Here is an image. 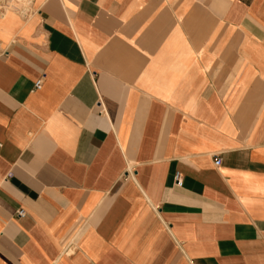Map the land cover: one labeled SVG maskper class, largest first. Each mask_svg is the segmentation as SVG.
<instances>
[{
  "label": "crops",
  "instance_id": "crops-1",
  "mask_svg": "<svg viewBox=\"0 0 264 264\" xmlns=\"http://www.w3.org/2000/svg\"><path fill=\"white\" fill-rule=\"evenodd\" d=\"M0 264H264V0L0 19Z\"/></svg>",
  "mask_w": 264,
  "mask_h": 264
},
{
  "label": "built area",
  "instance_id": "built-area-1",
  "mask_svg": "<svg viewBox=\"0 0 264 264\" xmlns=\"http://www.w3.org/2000/svg\"><path fill=\"white\" fill-rule=\"evenodd\" d=\"M8 1H11V0H0V19H2L3 17H5L6 14H7L9 11H12V10L10 9L11 6L8 4ZM27 3H28V2H27ZM31 6H32V4H31V2H29V4H28V6H27L26 9H25V8H20V9L17 10V11H18V12H22V13H26V12H28V10L31 9ZM40 85H41V80H40V79H38V80H36V81L34 82V88H35V89H38V88L40 87ZM219 163H220L219 158H216V159L214 160V165L217 166V165H219ZM174 181H175V185H176V186H180V185H181V176H180L179 172H176V173H175ZM16 215H17V216H23V215H24L23 210H18V211L16 212Z\"/></svg>",
  "mask_w": 264,
  "mask_h": 264
},
{
  "label": "rangeland",
  "instance_id": "rangeland-1",
  "mask_svg": "<svg viewBox=\"0 0 264 264\" xmlns=\"http://www.w3.org/2000/svg\"><path fill=\"white\" fill-rule=\"evenodd\" d=\"M29 2H31V4H33L34 0H11L10 2L8 1V3L12 4L10 9L12 11H14V12L19 10L20 8H25L26 9L28 4H29Z\"/></svg>",
  "mask_w": 264,
  "mask_h": 264
},
{
  "label": "bare ground",
  "instance_id": "bare-ground-1",
  "mask_svg": "<svg viewBox=\"0 0 264 264\" xmlns=\"http://www.w3.org/2000/svg\"><path fill=\"white\" fill-rule=\"evenodd\" d=\"M10 2V1H9ZM8 4H10V6L12 5L11 3H8Z\"/></svg>",
  "mask_w": 264,
  "mask_h": 264
}]
</instances>
